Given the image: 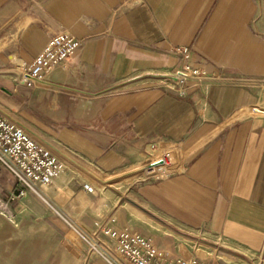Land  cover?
Returning <instances> with one entry per match:
<instances>
[{"label": "crops", "instance_id": "1", "mask_svg": "<svg viewBox=\"0 0 264 264\" xmlns=\"http://www.w3.org/2000/svg\"><path fill=\"white\" fill-rule=\"evenodd\" d=\"M62 31L79 49L42 84L18 83L12 70ZM185 65L220 79L182 93ZM0 93V111L63 164L26 201L0 171V218L29 240L0 264H109L84 259L80 233L116 245L97 223L165 261L264 264V116L248 110L264 105V0H0ZM165 149L174 171L135 172Z\"/></svg>", "mask_w": 264, "mask_h": 264}, {"label": "built area", "instance_id": "2", "mask_svg": "<svg viewBox=\"0 0 264 264\" xmlns=\"http://www.w3.org/2000/svg\"><path fill=\"white\" fill-rule=\"evenodd\" d=\"M82 43L83 40L68 31L55 34L31 65L18 64L12 70L17 82L27 87L42 84L46 75L71 57ZM172 78L182 93L190 81L198 84L208 79H220L216 75H209L203 68L189 65L176 70ZM252 112L264 116L259 113L258 106H254ZM149 165H157L149 171L146 170L149 177H163L176 169L170 162L168 153L164 154L160 161ZM2 169L8 170L15 177L17 186H20L16 196L21 198L26 197L27 191L41 195L40 189L50 186L61 175L63 164L47 144L0 111V171ZM96 231L113 239L116 245L111 247L95 237L80 233L88 247L84 257L86 262L92 257H101L109 264H215L201 259L181 257L165 261L164 253L156 245L131 230L117 231L97 223Z\"/></svg>", "mask_w": 264, "mask_h": 264}, {"label": "rangeland", "instance_id": "3", "mask_svg": "<svg viewBox=\"0 0 264 264\" xmlns=\"http://www.w3.org/2000/svg\"><path fill=\"white\" fill-rule=\"evenodd\" d=\"M2 96L3 95L0 93L1 100L3 98ZM0 102L2 104V101H0ZM260 106L264 107L263 104H261ZM174 151H175L174 149H171L168 152L166 151V153L169 154V159H170V162L172 164L178 162V161H176L173 158ZM171 152H172V156H171ZM100 176L103 177V178H108L106 175H100ZM114 187H116L117 190L121 189V185H119V184L118 185L116 184ZM31 194L35 195V196L39 195V194L34 193L32 191H27L26 197L24 196V197H21V198L26 201V199H28L29 195H31ZM44 213L45 214H47V213L52 214V210H44ZM28 229H31L32 231H34L35 227L31 226V227H28ZM46 240H47V236L45 234L44 235V243L46 242ZM28 243H29V240L27 238V234L24 235V236L22 235V238H21V235L19 234V226L18 225L16 226L15 223L11 222L7 218H4V217L0 218V248H1L0 255H1L2 258L10 257L13 260V259H16V258L20 257V254H19V251H18V248H19L18 246L20 244L27 245ZM205 254H203V255H205ZM84 257H85V254H84ZM208 261L213 262V260H208ZM215 264H216V262H215Z\"/></svg>", "mask_w": 264, "mask_h": 264}, {"label": "bare ground", "instance_id": "4", "mask_svg": "<svg viewBox=\"0 0 264 264\" xmlns=\"http://www.w3.org/2000/svg\"><path fill=\"white\" fill-rule=\"evenodd\" d=\"M253 109V107L252 108H250V109H248L249 111H251ZM258 110H259V113H261V114H264V107H261L260 105H258ZM45 141V140H44ZM45 143L47 144V142L45 141ZM48 145V144H47ZM48 147H49V145H48ZM50 148V147H49ZM51 149V148H50ZM52 150V149H51ZM53 151V150H52ZM168 152L169 150L168 149H165V151H163V152ZM163 152H160L155 158H153V159H151L150 160V162L149 163H155L156 161H160V159H163V156H164V154H163ZM170 153V152H169ZM169 155V154H168ZM171 156H172V152H171ZM173 158L175 159V160H177L178 159V155H176L175 154V152L173 153ZM167 169V168H166Z\"/></svg>", "mask_w": 264, "mask_h": 264}, {"label": "water", "instance_id": "5", "mask_svg": "<svg viewBox=\"0 0 264 264\" xmlns=\"http://www.w3.org/2000/svg\"><path fill=\"white\" fill-rule=\"evenodd\" d=\"M71 161H73L75 164H77L78 166H80V167H82L83 169H85L83 166H81L80 164H78L77 162H75L74 160H72L71 159ZM155 166H157V165H149L148 164V166H145V167H142L141 169H139V170H137V171H135V172H142V171H145V170H148L149 171V169H151V168H153V167H155ZM86 170V169H85ZM94 175V174H93ZM95 176V175H94ZM97 177V176H96ZM98 178V177H97ZM98 179H100V178H98ZM103 182H106V181H103Z\"/></svg>", "mask_w": 264, "mask_h": 264}]
</instances>
